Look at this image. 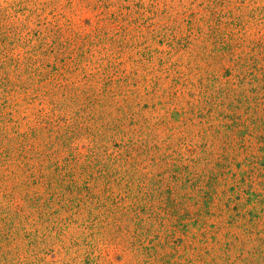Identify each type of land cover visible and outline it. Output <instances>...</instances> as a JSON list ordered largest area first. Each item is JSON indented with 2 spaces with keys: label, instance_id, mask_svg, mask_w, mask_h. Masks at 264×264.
Here are the masks:
<instances>
[{
  "label": "rangeland",
  "instance_id": "obj_1",
  "mask_svg": "<svg viewBox=\"0 0 264 264\" xmlns=\"http://www.w3.org/2000/svg\"><path fill=\"white\" fill-rule=\"evenodd\" d=\"M65 44L86 53L85 61H91L84 65L87 72L104 71L106 61H115L119 70L128 71L134 64L132 58L146 61L150 54V61H156L157 66L158 61H181L186 72H194L195 66L197 72L189 78L195 86L183 88L181 103L186 106L214 93L215 110L209 115L204 109L193 123H180L173 140L178 142L176 137H180L182 157L172 161V168L181 166L185 173L189 167L196 176L213 169V163L207 164L209 157L217 163L221 159L224 168H230L229 174H237L236 180L245 175L241 189L259 193V203L245 206L262 219L257 220L250 237L240 234L252 253H241L238 243L227 258L220 248L229 240L226 230L234 228L225 225V218L219 221L220 216H211L209 222L224 228L209 232L206 243L199 241L196 227L186 234L176 231L170 247L148 264H264L262 259L256 261L258 254L253 255L261 248L255 232L263 230L260 235L264 237V84L259 81L264 68V0H0V142L6 152L10 145H20L24 134L29 155L36 149L54 152L48 160L34 159L37 166L42 161L52 168L56 163L72 162L75 155L79 162L94 156L91 136L68 133L66 140L59 141L52 132L50 126L61 124L72 110L68 107L65 111L55 102L67 104L69 100L41 93L36 97V92L24 89L27 75L23 62L29 57L32 61H53ZM122 44L128 46L126 52ZM229 44L238 46L233 57L225 54ZM175 47L179 50L171 54ZM161 75L168 85L172 75L166 77L165 71ZM242 93L245 98L238 101ZM38 129L40 136L33 137ZM168 135L164 132L166 142ZM55 142L58 151L50 148ZM224 145L228 147L226 158L221 155ZM6 180L7 185H0V264H134L138 257L141 262L150 258L147 253L126 249L120 237L114 240L104 233L88 240L78 237L83 221L70 211L62 212L63 225L52 223L54 218L44 221L39 211L31 210L21 199V187L14 194L4 189L18 186V179L11 176ZM23 180L30 182L29 178ZM231 184L225 188L233 201L244 203V192L238 193L237 188L229 191ZM223 189V185L218 188ZM31 190H38V186L31 184ZM212 245L217 249H210ZM199 247L207 249L197 250ZM7 249L10 253L3 260Z\"/></svg>",
  "mask_w": 264,
  "mask_h": 264
},
{
  "label": "trees",
  "instance_id": "obj_2",
  "mask_svg": "<svg viewBox=\"0 0 264 264\" xmlns=\"http://www.w3.org/2000/svg\"><path fill=\"white\" fill-rule=\"evenodd\" d=\"M80 43L86 44L85 37ZM122 45V51L126 52L128 46ZM61 47L63 50L54 54L53 61H32L29 57L23 62L27 75V87L24 89L36 92V97L41 93L53 99L57 96L69 100L67 104L66 101L55 102V106L65 111L68 107L72 110L61 124L50 126L52 132L59 141L66 140L68 133H74L75 137L91 136L94 156L89 161L79 162L75 155L72 162L56 163L52 168L42 161L37 166L34 159L48 160L54 152L33 151L29 146L32 150V155H29L23 134L22 143L10 145L7 153L0 142V185H7L6 179L11 176L17 178L18 186L16 183L4 189L14 194L21 187L24 194L21 199L31 210L39 211L44 221L54 218L52 223L63 225L61 214L68 211L82 219L83 231L78 237L84 236L83 239L88 240L89 236L92 238L95 234L104 233L114 240L120 237L125 241L126 249L149 254L150 258L141 262L138 257L139 262L134 264H148L151 258L160 255L163 249L170 247L176 231L186 234L191 232V227H196L200 230L199 241L206 243L209 232H217L219 226V231L224 228L209 222L211 216H220L219 221L225 218V225L234 228L232 232L226 230L225 236L229 240L220 248L227 258L238 243L241 253H252L246 249L247 239L240 234L250 237L262 216L245 206L259 203L260 197L251 189H241L245 175L242 173L236 180V173L229 174L230 168H224L221 159L217 163L212 157L207 164L213 163V169L196 176L189 167L185 173L181 166L172 168V161L182 157L180 137H176L178 142L173 140L180 123H193L194 117L204 109L209 115L215 110L214 93L205 94L204 101H190L186 106L181 103L183 88L195 86L189 80L197 72L195 66L194 72L192 69L186 72L181 69V61H158L157 66L156 61H150L153 60L152 54L146 61L145 58L133 59L128 55V59L134 60L128 71L125 68L119 70L115 61H106L104 71L93 73L85 70L84 65L91 61H85L86 53L78 52L79 47L67 44ZM237 47L229 44L225 54L233 57ZM172 50L171 54H174L179 48ZM163 70L166 77L172 75L168 85L162 78ZM262 72L259 81L264 84V68ZM41 87L45 88L44 91ZM244 98L242 93L238 101ZM158 110L165 112L160 114ZM40 131L38 129L32 136H40ZM164 132H169L168 142L163 137ZM41 144L46 147V143ZM51 147L58 151L56 142ZM227 148L226 145L222 147V158L228 157ZM208 153L211 154L209 150ZM230 163L225 161V164ZM28 178L30 182L23 180ZM230 183L229 191L237 188L238 193L244 192V203L233 201L225 188ZM31 184L37 185L38 190H31ZM221 185L224 189L219 191ZM255 233L259 235L257 241L261 248L253 255L258 254L257 262L264 261V237L260 235L263 230ZM161 235L164 236L161 238ZM210 237L214 238L213 234ZM8 238L10 241L9 235ZM213 248L212 245L210 249ZM9 253L7 249L3 260H7Z\"/></svg>",
  "mask_w": 264,
  "mask_h": 264
}]
</instances>
